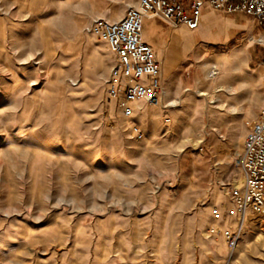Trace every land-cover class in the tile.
I'll use <instances>...</instances> for the list:
<instances>
[{"label": "rangeland", "instance_id": "374dc122", "mask_svg": "<svg viewBox=\"0 0 264 264\" xmlns=\"http://www.w3.org/2000/svg\"><path fill=\"white\" fill-rule=\"evenodd\" d=\"M137 5L0 0V264H264V218L235 199L264 108V28L147 18L163 95L126 115L115 55L88 28ZM177 31L196 41L181 51Z\"/></svg>", "mask_w": 264, "mask_h": 264}, {"label": "built area", "instance_id": "2783aa9c", "mask_svg": "<svg viewBox=\"0 0 264 264\" xmlns=\"http://www.w3.org/2000/svg\"><path fill=\"white\" fill-rule=\"evenodd\" d=\"M224 14H243L253 18L264 28V0H138L129 6L118 20L95 17L89 25L93 37L108 43L116 63L111 79L121 96V107L126 115L132 113L131 104L147 101L159 104L163 95L162 63L153 45L144 39L146 18H162L170 28L186 27L197 30L205 6ZM238 168L242 182L235 190V199L244 219L264 218V108L249 128L244 147L238 154ZM232 248L237 246L240 232H226Z\"/></svg>", "mask_w": 264, "mask_h": 264}, {"label": "bare ground", "instance_id": "6f19581e", "mask_svg": "<svg viewBox=\"0 0 264 264\" xmlns=\"http://www.w3.org/2000/svg\"><path fill=\"white\" fill-rule=\"evenodd\" d=\"M145 30H146V27H144V25H143V33ZM195 41H196V38H195L194 34H187V33L177 31L173 35V38H172V44L173 45L172 46L175 45V47L179 48L181 51H184L185 49L190 47ZM217 73H218V68L215 67L211 73V76H214ZM244 233H245V230H240V235L244 234ZM237 247H239V245Z\"/></svg>", "mask_w": 264, "mask_h": 264}, {"label": "crops", "instance_id": "0c3cea01", "mask_svg": "<svg viewBox=\"0 0 264 264\" xmlns=\"http://www.w3.org/2000/svg\"><path fill=\"white\" fill-rule=\"evenodd\" d=\"M215 12H218V10L213 9L209 4H207L204 8V12H203V17H202V23L200 25V27L204 24L206 25V23L210 22L211 20H213L214 16H215ZM147 20V18L145 19ZM144 27H146V30L144 31V39L152 44V41L154 40L157 43V34L156 29L154 28V26L152 24H148L146 22H144ZM199 27V28H200ZM186 28V27H185ZM198 28V29H199ZM197 29V30H198ZM196 31V30H195ZM149 34H155V37L153 38L151 35Z\"/></svg>", "mask_w": 264, "mask_h": 264}]
</instances>
